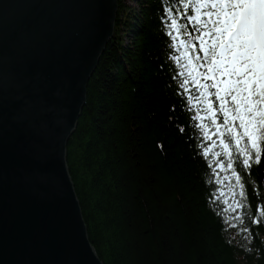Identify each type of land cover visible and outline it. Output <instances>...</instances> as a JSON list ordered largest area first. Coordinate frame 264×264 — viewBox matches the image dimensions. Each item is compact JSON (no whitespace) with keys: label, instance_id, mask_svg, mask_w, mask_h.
Listing matches in <instances>:
<instances>
[{"label":"trees","instance_id":"1","mask_svg":"<svg viewBox=\"0 0 264 264\" xmlns=\"http://www.w3.org/2000/svg\"><path fill=\"white\" fill-rule=\"evenodd\" d=\"M136 2L138 12L118 0L67 143L89 240L104 264H264V143L246 167L215 89L205 97L188 76L196 62L184 53L203 55L188 19L197 0Z\"/></svg>","mask_w":264,"mask_h":264},{"label":"water","instance_id":"2","mask_svg":"<svg viewBox=\"0 0 264 264\" xmlns=\"http://www.w3.org/2000/svg\"><path fill=\"white\" fill-rule=\"evenodd\" d=\"M118 0H0V264H104L67 165Z\"/></svg>","mask_w":264,"mask_h":264},{"label":"snow or ice","instance_id":"3","mask_svg":"<svg viewBox=\"0 0 264 264\" xmlns=\"http://www.w3.org/2000/svg\"><path fill=\"white\" fill-rule=\"evenodd\" d=\"M194 8L196 14L188 19L198 26L195 31L199 35L193 39L199 41L203 55L191 57L184 53L188 65L196 62L188 76L203 88L201 94L205 97L209 88L215 89L223 124L238 145L244 140L243 164L250 167L253 158L259 163L260 145L264 143V0H197ZM202 9L208 10L203 12L207 19H202ZM169 27L176 32L181 30L175 18ZM179 43L185 48H196L192 41ZM200 67L205 69L203 79L212 81L211 84H199L196 77L201 73L196 69ZM188 82L185 79L183 84ZM206 110L213 111L211 103Z\"/></svg>","mask_w":264,"mask_h":264},{"label":"rangeland","instance_id":"4","mask_svg":"<svg viewBox=\"0 0 264 264\" xmlns=\"http://www.w3.org/2000/svg\"><path fill=\"white\" fill-rule=\"evenodd\" d=\"M124 1V3L126 4V5H129V6H131V7H133L134 8V10H136L137 12H138V8H139V6H138V4H137V0H123ZM126 39H127V37H126ZM129 41V40H128Z\"/></svg>","mask_w":264,"mask_h":264}]
</instances>
